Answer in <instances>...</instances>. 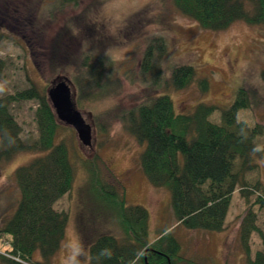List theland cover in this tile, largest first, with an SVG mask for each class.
<instances>
[{
  "label": "rangeland",
  "instance_id": "374dc122",
  "mask_svg": "<svg viewBox=\"0 0 264 264\" xmlns=\"http://www.w3.org/2000/svg\"><path fill=\"white\" fill-rule=\"evenodd\" d=\"M10 2L9 9H5L10 12L2 14L7 15L6 20L14 19L12 22L20 30L0 18V61L5 64L0 98L32 86L48 93L65 82L76 110L92 128L93 147L88 148L72 128L63 125L61 137L75 151L77 175L72 191L55 206L57 211L69 215V223L61 249L51 264H89L90 245L103 235L119 233L115 214L95 199L83 166V161L93 159L97 152L107 167L103 169L104 182L118 189L128 207L148 211L150 240L171 232L181 246V255L199 264L255 261L257 253L264 252V205L256 204V196L251 197L249 206L256 213L259 231L251 234L249 254L240 241L248 204L239 190L233 196L222 232L186 229L175 215L171 192L155 187L144 175L140 157L145 145L130 134L121 117L150 96L141 83L140 67L148 47L156 41L154 49L160 55L163 87L152 92L170 96L177 114H190L200 104L229 108L243 88L249 96L250 109L240 112L239 119L250 125L264 124V26L251 27L240 22L223 32L204 31L180 14L172 0H77L71 5H64L61 0ZM96 60L105 64V75L110 77L108 85L111 81L118 91L94 104L79 96L82 111L76 106L74 80L81 76L82 68ZM181 66L193 67L198 78L208 81L209 91L201 93L196 83L184 90L169 87L173 70ZM37 108L36 101L12 108L26 143L39 138ZM219 119L218 112L212 120ZM259 142L263 145L264 139ZM34 158L31 153H22L0 165V229L12 218L20 199L14 173ZM249 178L251 182L258 179L255 175ZM259 178L264 189V159L260 162ZM7 249L6 239L0 240V254L4 255Z\"/></svg>",
  "mask_w": 264,
  "mask_h": 264
},
{
  "label": "trees",
  "instance_id": "16d2710c",
  "mask_svg": "<svg viewBox=\"0 0 264 264\" xmlns=\"http://www.w3.org/2000/svg\"><path fill=\"white\" fill-rule=\"evenodd\" d=\"M10 1L0 0V14L10 12L5 10L9 9ZM61 2L71 5L77 0ZM172 3L180 14L204 31L223 32L240 22L251 27L264 26V0H172ZM3 14L2 21L11 22L13 29L20 30L12 22L14 19L6 20L7 15ZM155 45L156 41H152L140 67L141 83L150 96L121 117L130 134L145 145L141 169L155 187L171 192L178 222L190 231L222 232L233 196L239 190L248 204L240 241L249 254L251 234L259 231L256 213L249 206L251 197L256 196L257 205H264L259 178L260 162L264 159V144L259 141L264 139V124L250 125L239 119L240 112L250 109V99L243 88L229 108L200 104L190 114H177L170 96L153 93L163 87L160 55ZM96 62L82 68L81 76L74 80L78 92L76 106L80 110L79 96L94 104L102 97L117 94L111 81V86L108 85L110 77L105 75V64ZM106 64L111 68L110 61ZM4 69L5 64L0 61V79ZM195 83L201 93L209 91L208 81L198 78L193 67L181 66L173 70L169 87L184 90ZM26 101L38 104L35 117L39 138L32 143L23 141L22 129L12 113L13 106ZM218 112L219 121L212 120ZM63 125L55 115L47 91L32 86L0 98V165L22 153L35 157L14 173L20 199L12 218L0 229V240L6 239L8 246L6 253L0 254V264H51L61 249L69 215L57 211L55 206L72 191L77 175L75 151L61 137ZM83 166L95 199H100L98 202L115 214L119 227L118 234L103 235L90 245L89 264H199L181 255V246L171 232H164L154 241L149 239L148 211L128 207L118 189L104 182L102 174L107 167L98 152L93 159L83 161ZM252 175L257 176L256 182H251ZM248 260L247 264H264V252L257 253L255 261Z\"/></svg>",
  "mask_w": 264,
  "mask_h": 264
},
{
  "label": "water",
  "instance_id": "95a60500",
  "mask_svg": "<svg viewBox=\"0 0 264 264\" xmlns=\"http://www.w3.org/2000/svg\"><path fill=\"white\" fill-rule=\"evenodd\" d=\"M47 95L57 119L72 128L85 147L92 148V128L76 110L70 87L65 82L59 83L49 89Z\"/></svg>",
  "mask_w": 264,
  "mask_h": 264
}]
</instances>
